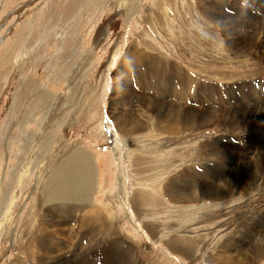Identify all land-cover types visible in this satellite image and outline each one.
I'll use <instances>...</instances> for the list:
<instances>
[{"label":"rangeland","instance_id":"374dc122","mask_svg":"<svg viewBox=\"0 0 264 264\" xmlns=\"http://www.w3.org/2000/svg\"><path fill=\"white\" fill-rule=\"evenodd\" d=\"M263 50L264 0H0V264H264Z\"/></svg>","mask_w":264,"mask_h":264},{"label":"bare ground","instance_id":"6f19581e","mask_svg":"<svg viewBox=\"0 0 264 264\" xmlns=\"http://www.w3.org/2000/svg\"><path fill=\"white\" fill-rule=\"evenodd\" d=\"M262 4V3H261ZM261 27V26H260ZM227 31V30H226ZM232 35V34H231ZM244 45H245V43H244ZM238 46V45H237ZM249 47V46H248ZM264 51V50H263ZM138 55V54H137ZM142 55V54H141ZM143 56V55H142ZM134 58V57H133ZM160 60V59H159ZM134 61L136 62V63H139V64H141L142 66H143V70H142V66H140L139 68H134L135 70L133 71L134 72V74H138L137 76H139L138 78H139V80L138 81H140L141 83H142V79L144 80V79H147V80H149V78H145V75H149L150 77H154L153 79H156V82H155V84L153 85V83H152V80H150L151 82H148L147 84H151V85H153V86H155V87H163L164 85H167L168 83H167V81H166V79L164 78V75H165V66H164V64L161 62V61H158V60H156L155 58H150L148 61H146L145 60V58H142V57H139V56H135V59H134ZM147 62V63H146ZM145 63H146V65H145ZM148 69V70H147ZM172 69L174 70V68L172 67ZM126 70V69H125ZM129 71V70H128ZM127 71V72H128ZM172 71V70H171ZM130 72V71H129ZM129 72H128V74H129ZM232 72V71H231ZM237 73V72H236ZM143 74V75H142ZM226 74H227V72H226ZM148 76V77H149ZM183 78V77H182ZM186 82V84L188 85V83H187V81H185ZM190 82V81H189ZM146 83V82H145ZM185 84V86H187ZM143 86H145V85H143ZM177 88H178V86H177ZM182 91V90H181ZM183 92V91H182ZM181 93V92H180ZM263 98V97H262ZM129 107V106H128ZM183 109V108H182ZM242 109V108H241ZM196 124V123H195ZM262 125V124H261ZM123 130L121 131L123 134H128L131 130H133L134 128H131V127H129V125H128V123L127 122H124L123 123ZM139 126H142V125H139ZM140 132V131H139ZM211 166V165H210ZM221 169V168H220ZM224 169H226V168H224ZM250 170H256L255 168H250ZM210 171V170H209ZM260 170H256V172L255 173H258ZM262 172H264V171H262ZM261 173V172H260ZM255 177H256V179L259 181V177H258V175H255ZM262 178V177H261ZM227 183V182H226ZM247 184V183H246ZM250 184V183H249ZM259 185V184H258ZM263 186V185H262ZM259 187V186H258ZM178 188V187H177ZM249 189V188H248ZM259 190V189H258ZM242 191V190H241ZM255 191V190H254ZM257 191V190H256ZM184 192V191H183ZM247 192V191H246ZM250 192V191H249ZM184 193H186V192H184ZM190 194V193H189ZM218 194V193H217ZM189 196V195H188ZM187 199V198H186ZM187 201V200H186ZM180 202H183V201H180ZM134 203V202H133ZM87 205V204H86ZM60 206V205H59ZM79 207V206H78ZM76 208V207H75ZM76 211H78V212H82V209L81 208H77V210ZM76 211H74V212H76ZM87 215L90 217V218H92V220L94 219V221L96 220L97 221V223L99 224V225H104V221H102V220H100V218L98 217L99 215H98V213L96 212V211H89L88 213H87ZM188 215V214H187ZM66 217H69V216H66ZM61 218V217H60ZM83 218V217H82ZM51 219V218H50ZM63 220V219H62ZM69 220V219H68ZM76 223V222H75ZM82 223V225H84V223L83 222H80V224ZM87 223H89V222H87ZM93 223V222H92ZM70 224V223H69ZM45 225V224H44ZM47 225V224H46ZM51 225V224H50ZM76 225V224H75ZM86 225V224H85ZM88 225V224H87ZM98 226V225H97ZM46 227V226H45ZM48 227V226H47ZM99 227V226H98ZM58 228H60V227H58ZM66 228H68V227H66ZM82 228V227H81ZM40 230H42V229H40ZM45 230H48L49 231V229H45ZM65 230V229H64ZM67 230V229H66ZM63 231V230H62ZM47 232V231H46ZM42 233H44V232H42ZM51 233V232H50ZM49 233V234H50ZM61 233V232H60ZM64 234V233H63ZM55 235V234H54ZM61 235H62V233H61ZM56 237H57V235H56ZM59 237V236H58ZM184 237V236H183ZM187 237V236H186ZM34 238V237H33ZM31 239V238H30ZM43 239V238H42ZM178 239V238H177ZM179 239H181L180 237H179ZM56 240H57V238H56ZM185 240V239H184ZM184 240H176V242L174 241L173 243H172V245H174L175 243H177V244H179L180 246H181V248H180V246H172L173 247V251H174V253H178V254H180V255H182V256H184V257H187V258H190V256H192L193 254H192V246H193V243H192V241H190L189 243H187L186 245H185V243H183L184 242ZM187 240V239H186ZM189 240V239H188ZM58 241V240H57ZM56 241V242H57ZM60 241V240H59ZM264 241V240H263ZM194 242V241H193ZM33 244H34V242L32 241V240H30V242H29V245H30V247H32L33 246ZM36 244V243H35ZM195 244V243H194ZM37 245V244H36ZM60 246V245H59ZM58 246V247H59ZM130 246V245H129ZM61 247H63V246H61ZM61 247H59V248H61ZM37 248V247H36ZM56 250H57V247H56ZM74 250H75V248H74ZM111 250V249H110ZM114 250V249H113ZM32 251V250H31ZM39 251V250H38ZM47 251V250H46ZM53 251V250H52ZM58 251H60V250H58ZM76 251V250H75ZM108 251V250H107ZM127 251V250H126ZM43 252V251H42ZM61 252V251H60ZM69 253H67V252H64L63 254L65 255V256H67V254H70V251H68ZM72 252V251H71ZM133 252V251H132ZM32 253V252H31ZM30 253V254H31ZM53 253V252H52ZM194 253V252H193ZM45 253H43V255H44ZM55 254H57V252H55ZM62 254V255H63ZM71 254H73V253H71ZM70 254V255H71ZM87 254V253H86ZM35 255V254H34ZM38 255V254H37ZM40 255V254H39ZM47 255V254H46ZM50 255V254H49ZM52 255V254H51ZM51 255L49 256V257H51ZM80 255H81V253H80ZM126 255H127V253H126ZM41 256V255H40ZM123 256V255H122ZM121 256V257H122ZM194 256V255H193ZM48 257V258H49ZM58 257H59V255H58ZM82 257V256H81ZM86 257H87V255H86ZM85 257V258H86ZM117 257V256H116ZM129 257V256H128ZM226 257V256H225ZM239 257H241V256H239ZM44 258V257H43ZM52 258V257H51ZM53 258H55L54 256H53ZM57 258V257H56ZM55 258V259H56ZM83 258V257H82ZM113 258H114V256H113ZM124 258V257H123ZM228 258V257H227ZM230 258V257H229ZM46 259V258H45ZM115 259V258H114ZM119 258H117V260H118ZM136 259V258H135ZM44 260V259H43ZM42 260V261H43ZM80 260V259H79ZM78 260V258H77V262L79 261ZM137 260V259H136ZM227 260V259H226ZM74 261V260H73ZM130 261V260H129ZM50 262V261H49ZM79 262H81V261H79ZM82 262H83V260H82ZM43 263V262H42ZM41 263V264H42ZM51 263V262H50ZM54 263V262H53ZM61 263L62 264H67L66 263V261L65 260H61ZM46 264V263H45ZM78 264V263H77ZM81 264H84V263H81ZM87 264V263H86ZM114 264V263H113Z\"/></svg>","mask_w":264,"mask_h":264},{"label":"crops","instance_id":"0c3cea01","mask_svg":"<svg viewBox=\"0 0 264 264\" xmlns=\"http://www.w3.org/2000/svg\"><path fill=\"white\" fill-rule=\"evenodd\" d=\"M237 40V38H235Z\"/></svg>","mask_w":264,"mask_h":264}]
</instances>
